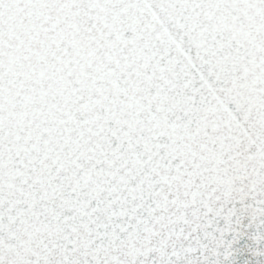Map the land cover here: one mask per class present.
<instances>
[{"label":"snow or ice","instance_id":"snow-or-ice-1","mask_svg":"<svg viewBox=\"0 0 264 264\" xmlns=\"http://www.w3.org/2000/svg\"><path fill=\"white\" fill-rule=\"evenodd\" d=\"M0 264H264V0H0Z\"/></svg>","mask_w":264,"mask_h":264}]
</instances>
